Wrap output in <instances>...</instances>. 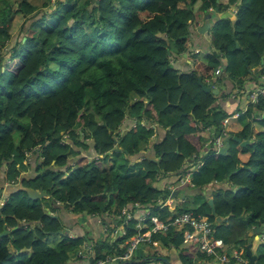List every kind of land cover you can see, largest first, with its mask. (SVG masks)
Segmentation results:
<instances>
[{
  "label": "trees",
  "instance_id": "trees-1",
  "mask_svg": "<svg viewBox=\"0 0 264 264\" xmlns=\"http://www.w3.org/2000/svg\"><path fill=\"white\" fill-rule=\"evenodd\" d=\"M42 1L51 10L43 11L34 0H0V180L8 188L5 195L0 192V234L11 230L0 236V264L80 262L87 249L92 255L86 264L122 255L138 232L134 213L141 206L150 216L142 232L153 227V217L170 222L192 211L210 219L226 249H245L248 228L264 229V95L236 118L214 107L217 97L203 91L198 76L212 79L218 58H226L227 77L244 88L252 76L248 70L258 67L264 54V0H84L79 6L74 0ZM230 6L237 7L236 19H217L206 60L191 56L185 39L191 22ZM60 9L65 11L57 13ZM52 13L60 17L48 29ZM17 18L22 22L13 33ZM186 53L192 69L182 71L174 63ZM222 80L214 82L219 87ZM128 117L136 123L122 132ZM157 128L166 132L150 146L159 162L132 160ZM203 130L213 136L209 146L198 135ZM224 135L250 143L232 140L222 155L214 141ZM109 152L123 155L113 168L104 167ZM137 170L142 173L128 176ZM189 172V186L200 191L211 186V194L195 209H172L166 201L173 191L155 183ZM28 188L49 197L31 199ZM210 198L222 223L212 215ZM61 207L102 216L103 223L111 216L113 229L124 225L125 234L99 241L64 234L61 218L53 217ZM124 209L133 214L131 220L125 221ZM240 218H249V224ZM110 230L106 233L113 235ZM185 230L154 233L152 242L176 249L181 264H206L211 257L185 242ZM51 236H61L60 243ZM257 249L264 264V235Z\"/></svg>",
  "mask_w": 264,
  "mask_h": 264
},
{
  "label": "crops",
  "instance_id": "crops-1",
  "mask_svg": "<svg viewBox=\"0 0 264 264\" xmlns=\"http://www.w3.org/2000/svg\"><path fill=\"white\" fill-rule=\"evenodd\" d=\"M224 2V0H222ZM224 4H226L224 2ZM229 12H232V17H230V19L232 21H234L236 19V16H233L234 12L233 9H229ZM223 12H220L219 16L217 15H212L211 20H207L206 18V22H211L212 23V29L213 26L215 24V22L217 21V19H219L221 17ZM206 16V14H202L200 17ZM205 22V23H206ZM204 23V24H205ZM203 26V23H201L199 20L198 21H193L192 24L190 25V30L191 31V37H192V41L188 42L190 43V47L191 48H195V50L197 52H200V58L202 60H206L204 58V56L206 55V53L210 52L211 50V42H210V35L206 34V35H202L200 33H198V29ZM211 29V30H212ZM193 32V34H192ZM208 35V36H207ZM191 40V38H190ZM190 47L189 48V53L190 52ZM187 55L185 56V54L183 55V57H177V59H172V62H174L175 60V66L180 69V70H191L192 69V59L189 58L188 53H186ZM224 65H228V60L226 58H222ZM256 67L251 66V69L254 70ZM219 77H223L222 80V85H219L215 83L214 81L216 80V78H218V75L215 74V77H213L212 79H208L206 80V83H212L214 88H217L220 91L221 96L217 97L215 106L221 108L222 110L228 112L229 114H236L239 113L238 111L233 112L235 110H239L240 112H244L249 106H250V101H251V95L253 94L254 89L257 88L256 86V82L255 79L252 78V76L250 77V79L246 82L245 87L243 89H240L238 87H234V85L232 84L230 78L227 77V73L226 71L222 72L220 74ZM250 94V95H249ZM233 112V113H231ZM136 121L134 119H131L128 117V119L125 121V123L123 124V126L121 127V131L125 132L128 131L130 128H132L135 125ZM255 128L257 129L259 126V124L255 125ZM166 132L164 129L162 128H157L155 131L154 136L147 142V143H142L141 145V153L140 156L132 158V160H140L141 158L144 157H150L153 156V152L150 149V146L157 142L162 140V138L165 136ZM199 136H201L202 138H205L207 140V145L210 144L211 140L213 141V136H211V133H209L207 130H203L200 131L198 133ZM83 151V148L79 149L78 152ZM88 156L93 157V151H87ZM113 153L111 152V155ZM110 155V156H111ZM140 157V158H139ZM155 157V156H154ZM156 158V157H155ZM31 162H35V158L33 156L30 157ZM71 160H75L74 158ZM123 160V155L121 154H114L110 161L111 163L106 164L105 167L108 168H113L116 165V161H122ZM34 168V164L32 166ZM185 168L189 171L190 169V161H188L185 165ZM142 172L140 170H137L136 172H132L131 174H129L128 176H133V175H140ZM187 175V174H186ZM0 176H2V174L0 173ZM184 177H181L179 175L173 174V175H166V176H162L159 178L158 182L155 183V187L159 188V189H164V188H168L171 189L174 193V197H170L167 201L166 204L168 206H170L172 209L173 208H183V209H195L196 207L200 206L201 203H203V201L205 200V198H207V196H210L211 191H212V187H208L206 188L205 191H200L199 189H195L190 187L189 185H184L181 186L180 185V179H182ZM187 186V187H186ZM0 192H2V194H6L8 193V188H7V184H5V182L3 181V183H0ZM200 198V199H199ZM135 217L136 218H141L143 220V225L147 223V220L149 219L150 216L149 215V210L147 208L144 207H139L137 208V210L135 211ZM59 218H61L62 223L64 224V228L68 230V234L71 235L72 237H77V236H85L86 234H88L89 238H92L94 241H99L101 239H103L104 237H112L114 239H116L117 237H120L121 233L123 235V231H124V226H116L113 230L111 229V226L116 225V221L111 217H107V219L110 221L105 220L104 223L102 222V216L101 218L99 217H92V216H84V215H75L74 212L72 210H70V208L65 209V208H61V210L58 212ZM78 218L82 219L78 220ZM84 219L86 221H84ZM112 223V224H111ZM82 224V225H81ZM111 224V226L109 225ZM110 230L109 233L111 231H113V236L107 234V230ZM153 247H151L152 245L150 244H146L144 246H142V248H140L137 252V255L135 254L133 258L136 259H132L134 261L137 262H141L140 264H166L163 261H157L156 258H164L166 260H168V262L170 264H181L180 259H179V255L176 249L174 248H162L158 242H155V244L152 242ZM123 246V244H122ZM89 251V249H87ZM88 251H83V260L78 262V261H74V262H70L68 264H86V259L87 257H89L90 255H92V252H88ZM136 253V252H135ZM88 259V258H87ZM125 262H121V264H124ZM119 264V263H118Z\"/></svg>",
  "mask_w": 264,
  "mask_h": 264
},
{
  "label": "built area",
  "instance_id": "built-area-1",
  "mask_svg": "<svg viewBox=\"0 0 264 264\" xmlns=\"http://www.w3.org/2000/svg\"><path fill=\"white\" fill-rule=\"evenodd\" d=\"M260 94L264 95V89H260L259 91L251 95V104H255L256 102H258L257 97ZM244 112L233 114V117L239 118ZM68 137V134H65L64 140L68 139ZM214 144L218 151L221 147L224 146V137L216 138ZM201 165L202 163H200L198 167ZM179 183L181 186L191 184V172L187 173L184 178L180 179ZM132 217L133 214L131 212H126L125 221L131 220ZM152 222L153 227L148 231L142 232L143 220L141 218H138V224L136 225L138 232L132 239L128 241L127 248L124 254L114 257L108 256L105 259H101L94 264H118L121 262L130 261L133 259L136 249L141 244L152 243V234L157 232L165 233L171 227L178 229L186 228L184 232L185 242L191 245L198 246L199 250L206 256L211 257V259H216L223 264H250L249 259L246 256L245 249L240 248L234 249L232 251H230V248L226 249L223 239L217 238L214 235L213 223L206 216L195 214L192 211H184L175 215L170 222L160 221L156 217L152 218ZM124 234L125 230L123 231V235ZM229 251L230 253H228Z\"/></svg>",
  "mask_w": 264,
  "mask_h": 264
},
{
  "label": "water",
  "instance_id": "water-1",
  "mask_svg": "<svg viewBox=\"0 0 264 264\" xmlns=\"http://www.w3.org/2000/svg\"><path fill=\"white\" fill-rule=\"evenodd\" d=\"M215 12L218 13L219 12V8H216ZM231 16H232V12H226V14L225 13L222 14L219 19H225V18L231 17ZM211 18H212L211 13L206 16L207 20H211ZM211 29H212V23L208 21V22L203 24V26H201L198 29V33H200L202 35H206ZM185 37H187V36H185ZM186 55L187 54H185V56ZM218 61H219L220 65L214 70V72L219 77L222 72L227 70V65H224L223 59L221 57L218 58ZM246 68H248L247 65H246ZM248 72L253 76V78L257 79V83H256L257 88L254 89L253 93L259 91L260 89H264V54L261 56L260 65L258 67H256L254 70L249 69ZM198 82H199L201 88L203 89V91L205 93H212L216 97L221 96L220 91L217 88H214L212 83L204 82L203 78L201 76H198ZM231 82H232V84L235 87L234 81L231 80ZM263 118H264V114H263ZM232 140L237 142V143H239L241 146H246V145H248L250 143L249 139L243 140L242 138L237 137V136H225L224 137V146L221 147L218 150V153L222 154V155H227L228 152H229V149H230V142ZM115 150L116 151H121V148L119 146H117ZM108 154L111 155V152H109ZM148 158H149V160H152L154 162H159V159L155 158L154 155L150 156ZM26 191H27L29 197L31 199H34V200L42 199V198H48L49 197V195L46 192H44V191H36V190L30 189V188H28ZM171 196L173 198L174 197V193ZM208 203L211 206L212 215L216 218L217 223H222L223 221H225V220H223L221 217H219L217 215L216 208H215V205H214V200L212 198H210ZM53 217L58 218L59 216L58 215H53ZM240 220L244 221V223L246 225H248L249 222H250L249 218H247L245 220L243 218H240ZM10 232H11V230H7L6 229L0 234V236L8 235ZM253 234L264 235V229H261V228H253V229L248 228V232L246 234L247 244H246V247H245V253H246L247 258L249 259V263L250 264H261L260 261H259L258 254L254 253V251H253V243H254V239H253V236H252ZM156 260L157 261H163L166 264H170L168 262V260H166L164 258H156ZM90 262H92V258H90ZM140 263L141 262H137V261L131 260V261L125 262L124 264H140Z\"/></svg>",
  "mask_w": 264,
  "mask_h": 264
},
{
  "label": "rangeland",
  "instance_id": "rangeland-1",
  "mask_svg": "<svg viewBox=\"0 0 264 264\" xmlns=\"http://www.w3.org/2000/svg\"><path fill=\"white\" fill-rule=\"evenodd\" d=\"M54 2H57L58 0H53ZM34 2L36 3V5L37 6H39L43 11H48V10H51V8H52V6L51 7H48L49 9H46L45 10V8H43L41 5H42V0H34ZM74 2H75V6H79V5H81L83 2H84V0H74ZM221 2L224 4V2L225 3H227L228 4V0H224V2L221 0ZM229 9H233V12H234V14H233V16H236V11H237V7L236 6H230V8ZM67 10V9H66ZM65 11V9H60L57 13H63ZM57 13H52V14H50L49 15V18H48V23H49V26H46L44 23V25H45V27H47L48 29H51L52 27H53V25L56 23V21L58 20V18L60 17L59 16V14H57ZM214 15H217V16H219V14L218 13H214ZM54 18V19H53ZM200 21L201 23H205L206 22V19H205V16H203V17H197L196 18V20L195 21ZM21 22H22V20H21V18H17L15 21H14V23L13 24H11V29H12V32L13 33H15L16 31H17V29L19 28V26H20V24H21ZM191 24H192V22H191ZM12 26H13V28H12ZM42 26V25H41ZM192 34H193V32H192ZM208 35H210V42L212 41V38H213V36L215 35V30L214 29H212V30H210L208 33H207ZM207 35V36H208ZM190 38H191V40H190ZM186 39V45H187V47H190V43H188V42H190V41H192V37H191V31H190V33H189V35L185 38ZM170 41H171V48H172V51H177L178 49H177V45H176V43H175V41H176V39H174V37H171V39H170ZM211 44V43H210ZM211 46V48H212V45H210ZM190 52H191V56H194V55H197L199 58H200V52H197L196 50H195V48H191L190 47ZM216 51V50H215ZM177 53V52H176ZM204 58H205V56H204ZM201 59V58H200ZM0 65H1V63H0ZM259 97V96H258ZM257 97V98H258ZM251 101H252V98H251ZM250 104H251V102H250ZM254 104V103H253ZM217 110H220L219 109V107H216V106H214ZM247 110V109H246ZM93 111V109L90 107V108H88L87 109V112H92ZM236 111H238V112H240L239 110H235V111H233V112H236ZM233 112H231V113H233ZM242 120H243V117L241 118ZM259 129H261V127H258L257 128V130H259ZM203 142L205 143V144H207V140L205 139V138H203ZM211 142H212V140H211ZM210 142V143H211ZM114 155V153L111 155V157ZM111 163V161L109 160V164ZM105 167V166H104ZM34 170H32L31 171V168L29 169V173H32ZM35 172V171H34ZM0 178H1V176H0ZM158 182V181H157ZM0 183H1V180H0ZM187 185H190V184H187ZM191 186V185H190ZM187 187V186H186ZM159 189V188H158ZM206 190V189H205ZM172 197V196H171ZM200 199V198H199ZM71 210V209H70ZM124 211H125V209H124ZM75 215H80V214H77V213H74ZM85 216H87V215H85ZM83 219V218H82ZM82 219H80V218H78V220H81L82 221ZM84 221H86L85 219H84ZM82 225V224H81ZM112 227V229H113V226H111ZM68 232V230H67V228L64 230V234H66ZM121 235H122V233H121ZM120 235V236H121ZM69 236H71V235H69ZM111 236H113V235H111ZM60 237L61 236H59V237H57V236H51V241H54L55 243H60V241H61V239H60ZM253 237H254V240H256V241H254L255 242V245H254V248H253V251H254V253H256V254H259V255H262L263 254V251L262 250H258L257 249V243L259 244L260 243V241H263V235H253ZM114 238H112V240H113ZM258 241V242H257ZM144 245H146V244H141L137 249H136V255H137V252H138V250L140 249V248H142V246H144ZM234 249H239V248H236L235 246H231L230 247V251H232V250H234ZM230 251L228 252V253H230ZM178 252V251H177ZM78 257V256H77ZM206 264H223L222 262H220V261H217L216 259H211V260H209V261H207V263Z\"/></svg>",
  "mask_w": 264,
  "mask_h": 264
},
{
  "label": "flooded vegetation",
  "instance_id": "flooded-vegetation-1",
  "mask_svg": "<svg viewBox=\"0 0 264 264\" xmlns=\"http://www.w3.org/2000/svg\"><path fill=\"white\" fill-rule=\"evenodd\" d=\"M226 12H229V11H228V10H227V11L225 10V12H223L222 14H224V13L226 14ZM210 13H211V14L215 13V9H211V10L209 11V13L206 14V16H207L208 14H210ZM218 14H220V11L218 12ZM206 16H205V18H206ZM231 17H232V16H231ZM229 18H230V17H229Z\"/></svg>",
  "mask_w": 264,
  "mask_h": 264
},
{
  "label": "clouds",
  "instance_id": "clouds-1",
  "mask_svg": "<svg viewBox=\"0 0 264 264\" xmlns=\"http://www.w3.org/2000/svg\"><path fill=\"white\" fill-rule=\"evenodd\" d=\"M131 261V260H130ZM128 262V261H127Z\"/></svg>",
  "mask_w": 264,
  "mask_h": 264
}]
</instances>
